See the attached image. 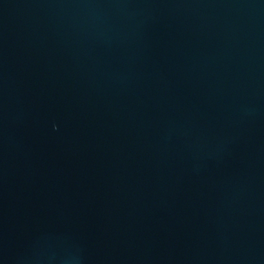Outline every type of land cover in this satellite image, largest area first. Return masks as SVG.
<instances>
[{"label":"water","instance_id":"obj_1","mask_svg":"<svg viewBox=\"0 0 264 264\" xmlns=\"http://www.w3.org/2000/svg\"><path fill=\"white\" fill-rule=\"evenodd\" d=\"M0 264H264V0H0Z\"/></svg>","mask_w":264,"mask_h":264}]
</instances>
